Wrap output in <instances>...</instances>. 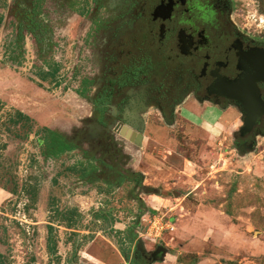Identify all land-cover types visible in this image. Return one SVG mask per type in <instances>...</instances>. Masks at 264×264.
<instances>
[{
  "label": "rangeland",
  "instance_id": "rangeland-1",
  "mask_svg": "<svg viewBox=\"0 0 264 264\" xmlns=\"http://www.w3.org/2000/svg\"><path fill=\"white\" fill-rule=\"evenodd\" d=\"M17 1L0 0V264H135L141 242L165 249L156 264H264V133L242 148L234 109L197 116L180 104L168 123L152 107L129 170L118 160L107 162L115 173L102 169L69 125L86 114L75 91L101 72L120 14L99 0H47L29 26ZM232 3L241 29L264 39V0ZM55 60L58 84L42 83ZM50 127L72 151L53 155ZM154 218L174 228L155 243Z\"/></svg>",
  "mask_w": 264,
  "mask_h": 264
},
{
  "label": "flooded vegetation",
  "instance_id": "flooded-vegetation-1",
  "mask_svg": "<svg viewBox=\"0 0 264 264\" xmlns=\"http://www.w3.org/2000/svg\"><path fill=\"white\" fill-rule=\"evenodd\" d=\"M99 1L111 14L120 15L107 31L101 72L80 81L75 91L86 114L79 112L84 115L78 119L80 125L77 120L69 130L86 132L89 147L101 154L102 169L112 168L115 173L107 162L118 160L129 170L127 150L143 146V119L152 107L168 123L180 104L185 106L179 111L190 110L197 116L208 107L234 109L242 122L236 132L237 144L242 148L255 146L256 137L264 133V120L241 138L243 108L232 97L238 96L236 86L246 77L261 74L257 88L264 102V66L257 65V59H264V39L241 29L233 16L232 0ZM44 2L47 0H18V14L29 26L36 25ZM56 67L60 71L61 64L55 60L45 70ZM190 99L196 106L188 102ZM48 130L57 136V146L62 141L73 150L66 135ZM136 176L142 178L140 173ZM159 248L163 247L146 251L139 243L135 264L161 263L153 260L161 257L160 253L154 256Z\"/></svg>",
  "mask_w": 264,
  "mask_h": 264
},
{
  "label": "water",
  "instance_id": "water-1",
  "mask_svg": "<svg viewBox=\"0 0 264 264\" xmlns=\"http://www.w3.org/2000/svg\"><path fill=\"white\" fill-rule=\"evenodd\" d=\"M261 64L264 66V59H257V65L262 66ZM260 76L261 74H257L255 78L251 76L246 77L242 83L240 82L236 86L238 96L234 95L232 97L233 99H237L243 108L244 125L239 134L241 138L251 134L253 128L264 120V102H262L257 88V82L262 80L259 79ZM159 253L161 257L159 259L153 258V260L163 262L165 249H157L154 256Z\"/></svg>",
  "mask_w": 264,
  "mask_h": 264
},
{
  "label": "trees",
  "instance_id": "trees-1",
  "mask_svg": "<svg viewBox=\"0 0 264 264\" xmlns=\"http://www.w3.org/2000/svg\"><path fill=\"white\" fill-rule=\"evenodd\" d=\"M3 1V0H2ZM3 7H5V5H2ZM2 22V16L0 15V24ZM59 72V68H51L48 72H45L43 70L39 71L38 74V78L39 80L43 83V82H49L51 84H55L57 85V74ZM17 118L19 119V121L24 122L25 124L28 123H32V120L29 116L24 115L23 113H21L20 111H17ZM57 150L54 151L53 155L58 156V154L60 153H64L65 151H71V147H69L66 143L64 142H60V144L57 146ZM49 251L52 254L54 252V249L50 246L49 247Z\"/></svg>",
  "mask_w": 264,
  "mask_h": 264
},
{
  "label": "built area",
  "instance_id": "built-area-1",
  "mask_svg": "<svg viewBox=\"0 0 264 264\" xmlns=\"http://www.w3.org/2000/svg\"><path fill=\"white\" fill-rule=\"evenodd\" d=\"M169 224L170 223L163 221V219L154 218L147 230L146 238L154 243L157 242L162 232L174 230V228L170 226L171 224Z\"/></svg>",
  "mask_w": 264,
  "mask_h": 264
},
{
  "label": "bare ground",
  "instance_id": "bare-ground-1",
  "mask_svg": "<svg viewBox=\"0 0 264 264\" xmlns=\"http://www.w3.org/2000/svg\"><path fill=\"white\" fill-rule=\"evenodd\" d=\"M263 21V20H262ZM263 23H264V21H263Z\"/></svg>",
  "mask_w": 264,
  "mask_h": 264
},
{
  "label": "crops",
  "instance_id": "crops-1",
  "mask_svg": "<svg viewBox=\"0 0 264 264\" xmlns=\"http://www.w3.org/2000/svg\"><path fill=\"white\" fill-rule=\"evenodd\" d=\"M51 128V127H50ZM51 129H53V128H51Z\"/></svg>",
  "mask_w": 264,
  "mask_h": 264
}]
</instances>
